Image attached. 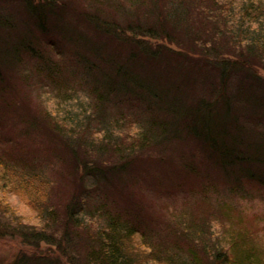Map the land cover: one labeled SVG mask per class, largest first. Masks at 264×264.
<instances>
[{
	"label": "trees",
	"instance_id": "16d2710c",
	"mask_svg": "<svg viewBox=\"0 0 264 264\" xmlns=\"http://www.w3.org/2000/svg\"><path fill=\"white\" fill-rule=\"evenodd\" d=\"M85 2L71 9L63 0H0V80L21 63L41 74L63 93V102L47 105L55 131L70 135V142L79 132L86 135L79 197L64 213L45 197L33 223L0 200V237L36 248L44 242L65 249V242L68 250L84 237V254L70 252L73 264H262L257 252L238 247L237 235L213 241L212 233L199 253L197 245L184 251L178 236L171 249L189 258L179 263L150 243L149 251L139 247L138 238L148 240L151 231L128 190L148 183L132 158L138 153L159 166L155 174L144 168L166 194L189 190L186 181L196 178L204 190L216 176L232 192L244 182L264 188V75L258 72L264 68V0ZM43 44L53 47L51 55ZM63 69L86 94H73ZM98 189L104 195L93 207L91 193ZM183 220L181 234L211 229L203 222L198 231L197 222ZM35 260L54 263L24 253L10 264Z\"/></svg>",
	"mask_w": 264,
	"mask_h": 264
},
{
	"label": "rangeland",
	"instance_id": "374dc122",
	"mask_svg": "<svg viewBox=\"0 0 264 264\" xmlns=\"http://www.w3.org/2000/svg\"><path fill=\"white\" fill-rule=\"evenodd\" d=\"M64 1L70 2L71 9V6L75 5L84 7L86 3V0ZM51 37L57 38L55 34H51ZM47 39L45 38V41ZM41 50L48 56L53 53V47L48 44H43ZM19 68L22 69H6V79L0 80V176L4 173L10 176L6 180H1L0 177V200L4 204H9L18 214L28 216L29 221L33 223L39 219V211L44 205L45 197L55 206H60L62 212L67 209L71 199L79 197L84 183L82 177H86L80 164L84 152L81 146L86 135L79 132L74 136L76 137L74 142L68 139L70 135L69 137L59 135L55 131L54 116L51 118L53 112L51 115L47 114L53 107L47 105L50 101H53L51 105L56 101L63 102L59 96L63 93L52 88L51 83L46 82L44 78L41 80V74L38 76L33 69L25 70L22 63ZM258 72L264 75V68L259 67ZM60 73L62 77L68 79V85L76 89L74 95L83 96L87 93L85 88L80 89V80L69 70L63 69ZM61 82L65 81L62 79ZM42 83H45L46 87L42 86ZM95 122L90 124L92 128H95ZM68 145L73 149L71 150ZM148 157L150 156L147 153L132 156L133 159L139 160L136 167L141 168L144 175L142 178L148 180V183L141 180L140 183L131 185L128 190L134 195L133 200L136 204L142 207L151 231L148 240L138 238L139 247L147 249L150 243L152 248L160 249L167 259L179 263L186 260V254L171 249L178 236L182 238L180 245L184 251L188 250L187 248H198L199 253L202 251L201 242L209 239L212 233L213 241H223L225 235H237L240 239L238 247L243 249L245 244L247 248L257 252L259 255L257 260L264 264V188L259 189L254 184L244 182L241 190L232 192L231 186L225 184V179L216 176L207 178L204 183L205 189L202 190V179L198 180L195 177L194 180L186 181L189 190L182 186L180 190L166 194L164 186L156 184L157 175L148 177V173L145 172V165L154 174L160 169L159 166H151L149 164L151 159H146ZM29 180L30 185L27 184ZM138 180L139 178H136V181ZM10 182L14 185L9 186ZM24 182L27 186L19 188V184ZM90 184V181L86 182V185ZM100 186L101 184L99 188ZM108 188L111 192L114 189L111 185ZM98 190L91 193L93 207L98 206L95 205L96 201L101 202L104 195L100 189ZM118 194L119 191L116 190L112 195ZM39 197L40 202L37 203ZM184 216L198 223V231L202 223L206 222L211 228L210 232L187 231V234H181ZM172 229L175 231L172 232ZM245 237H248L247 240H244ZM83 240L84 237L76 241L75 247L72 246L73 248L70 247L68 250L65 242V249L44 242L36 248L23 243L21 239L0 237V264H10L16 256L24 253L29 257L31 254L48 257L50 259L48 262H54L53 264H73L70 262L72 255L84 254L86 247ZM38 262L41 261H29L27 264H40Z\"/></svg>",
	"mask_w": 264,
	"mask_h": 264
}]
</instances>
